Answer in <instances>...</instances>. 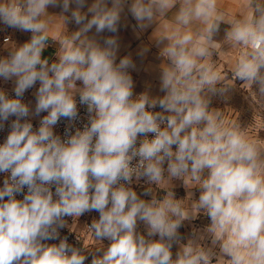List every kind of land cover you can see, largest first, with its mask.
<instances>
[{
    "label": "clouds",
    "instance_id": "1",
    "mask_svg": "<svg viewBox=\"0 0 264 264\" xmlns=\"http://www.w3.org/2000/svg\"><path fill=\"white\" fill-rule=\"evenodd\" d=\"M216 2L183 0L177 23L198 21L203 28L201 34L177 28L162 52L170 62L160 76L164 95L151 98L147 92L134 96L129 69L136 66L130 55L117 62V34L128 15L148 28L155 12L174 0H0V24L31 33L0 59V79L14 83V95L0 89V129L9 127L0 143V264H84L86 256L60 238L59 229L64 217L92 211L99 213L90 225L94 237L110 241L92 264H210L211 251L192 241L173 259L178 229L191 218L174 192L144 200L130 187L134 176L161 184L165 173L199 187L194 208L210 218L212 243L219 242L229 264H264V153L210 111L204 95L221 80L208 62L223 19ZM247 2L254 7L230 21L226 38L244 49L234 76L264 93V0ZM56 7L61 21L74 22L77 30L62 37L58 59L49 63L42 53L49 9ZM37 82L33 110L23 96ZM77 95L88 123L74 134L66 129L62 138L54 128L61 118H78ZM157 106L161 111H153ZM41 113L34 127L31 118Z\"/></svg>",
    "mask_w": 264,
    "mask_h": 264
},
{
    "label": "rangeland",
    "instance_id": "2",
    "mask_svg": "<svg viewBox=\"0 0 264 264\" xmlns=\"http://www.w3.org/2000/svg\"><path fill=\"white\" fill-rule=\"evenodd\" d=\"M217 44L219 47L211 49L208 62L220 72L221 80L216 84L215 91L206 89L204 92L209 100V110L218 112L220 118L229 124L238 126L247 137L258 142L262 153H264V93L260 92L258 84H247L234 76V64L244 49L240 45L232 44L226 37L223 40L220 39ZM261 72L264 74V69H261ZM9 84L14 83L9 81ZM38 86L39 82L30 89V104L33 110L36 102L34 93ZM130 187L144 200H151L153 197L162 199L168 191H172L175 194V199L182 201L184 208L188 210L191 218L182 222L178 229L180 239L173 244L171 249L174 260L177 253L192 241L194 247L211 251L210 264H229V257L221 251L219 242L212 243L214 237L208 231L211 224L210 218L203 210L194 208L200 195L198 186H185L183 180L169 179L165 173V180L161 184L149 183L145 178H136ZM149 189L151 195H143ZM90 216L93 220L98 219L99 213L92 211ZM137 231L142 235H147L143 223H138ZM153 239H158V237H153ZM109 244V240L100 241L94 243L92 247L84 249L81 253L86 256L84 264H92L93 259L102 258Z\"/></svg>",
    "mask_w": 264,
    "mask_h": 264
},
{
    "label": "crops",
    "instance_id": "3",
    "mask_svg": "<svg viewBox=\"0 0 264 264\" xmlns=\"http://www.w3.org/2000/svg\"><path fill=\"white\" fill-rule=\"evenodd\" d=\"M182 4L183 0H174L173 6L167 10L156 11L150 26L146 29L137 27L136 21L130 15L127 16V27H124L122 21L117 34L119 43L117 62L130 55L135 64V69H129L134 81V93L147 92L151 98L162 97L164 93L160 91V76L163 68L170 63L169 59L162 55L163 49L172 42L171 38L177 28L181 33L191 30L194 34H201L203 25L198 21H193L187 27L177 23L176 16ZM216 6L217 12L223 17L218 32L213 36L214 42L218 43L220 39L223 40L226 37V30L231 26L230 21L245 17L253 5L250 6L247 0H217ZM70 7H74V5H70ZM49 13L51 14L49 39L46 42L42 58L48 59L50 63L58 59L57 53L61 47L62 37L70 36L77 30V25L74 22L63 23L60 19L61 8L59 7L50 8ZM64 15H70V13ZM104 35L112 34L104 33ZM30 38V34H24L20 45L29 41ZM141 48L148 49L142 57L138 55ZM8 54L9 51H6L5 58ZM9 86L14 88V84H9ZM79 86L80 84L77 82V87Z\"/></svg>",
    "mask_w": 264,
    "mask_h": 264
},
{
    "label": "built area",
    "instance_id": "4",
    "mask_svg": "<svg viewBox=\"0 0 264 264\" xmlns=\"http://www.w3.org/2000/svg\"><path fill=\"white\" fill-rule=\"evenodd\" d=\"M26 33L31 35L30 32H21L19 30L6 27L5 25L0 24V59L5 58L6 51L10 52L15 47L20 46L21 39L23 35ZM55 61L56 60H53L50 63ZM0 89L5 90L9 95H14L13 88L9 86V81L6 82L0 79ZM139 94L141 93H134V96ZM23 100L25 103H30L31 101L30 89L24 93ZM77 107H78V118L75 121H69L68 119L61 118L59 123L54 128V131L57 134H59L62 138H66L64 135L66 129L70 130V132L74 134L77 128H80L82 130L83 126L88 123L89 114L87 112V107L86 105L79 104L78 95H77ZM153 111H161V109L159 108V106H157V108L153 109ZM43 115H46V113H41L40 117L31 118V122L33 123L34 127H38L39 119ZM11 119H14V117L10 118V120ZM8 131H9V127L7 124L3 129H0V143H2L6 139ZM137 146H139V144ZM137 161L138 158L134 159L133 164L135 165ZM4 178H5L4 174L0 173V187L3 186ZM136 178L137 177L135 176L133 177L131 184H133ZM122 183H126V182L122 181ZM17 198L20 199L22 197L18 196ZM64 220H65V226L59 229L60 238L67 237V243L72 247L79 249L81 253L83 252L84 249L92 247L94 243L107 240V239L97 240L94 237V234L92 233V230L90 228V225L93 221L92 217L90 216V212L85 213L80 217H64ZM45 243L58 244L59 239L45 241Z\"/></svg>",
    "mask_w": 264,
    "mask_h": 264
}]
</instances>
